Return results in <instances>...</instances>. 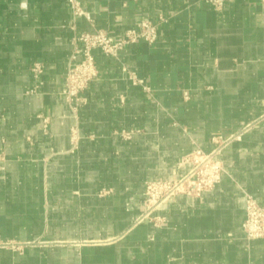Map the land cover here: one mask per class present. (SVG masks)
Wrapping results in <instances>:
<instances>
[{"label":"crops","instance_id":"0c3cea01","mask_svg":"<svg viewBox=\"0 0 264 264\" xmlns=\"http://www.w3.org/2000/svg\"><path fill=\"white\" fill-rule=\"evenodd\" d=\"M82 4L91 20L69 0H0V264H264V238L242 227L247 194L264 206V0ZM159 16L155 43L94 50L74 110L76 36ZM199 149L217 152L221 181L147 205L146 184L179 180Z\"/></svg>","mask_w":264,"mask_h":264},{"label":"built area","instance_id":"2783aa9c","mask_svg":"<svg viewBox=\"0 0 264 264\" xmlns=\"http://www.w3.org/2000/svg\"><path fill=\"white\" fill-rule=\"evenodd\" d=\"M69 1L75 16H85L91 20L89 13L83 7L82 0ZM206 1L214 2L217 6L223 3V0ZM165 20L164 16H159L157 21L143 18L137 26L127 29L119 39H113L105 30L96 27L92 31L80 32L76 36L77 46L70 58L62 89V94L71 107L76 110L84 102L82 92L98 75L95 49H100L106 55L117 56L127 44L140 41L155 43L158 39L159 26ZM30 69L36 83L27 92L33 93L41 83L45 66L40 61H34ZM131 78L135 83H142V79L134 73ZM184 94L188 97L187 92ZM44 121L47 123L48 119L45 118ZM120 134L124 138H131L134 130L122 129ZM216 153H204L199 149L186 156L185 162L191 163V168L177 181H149L145 190L147 205L156 206L174 193L200 195L214 188L225 174V169L221 161L217 159ZM242 227L248 239L264 238V206L253 194L246 196V219Z\"/></svg>","mask_w":264,"mask_h":264}]
</instances>
